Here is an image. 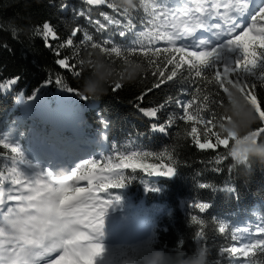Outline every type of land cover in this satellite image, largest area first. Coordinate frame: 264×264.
<instances>
[{
    "label": "snow or ice",
    "instance_id": "1",
    "mask_svg": "<svg viewBox=\"0 0 264 264\" xmlns=\"http://www.w3.org/2000/svg\"><path fill=\"white\" fill-rule=\"evenodd\" d=\"M254 5L255 0H80L76 6L72 0H47V6L63 14L53 23L51 18L33 22L31 0H24L26 15L8 17L0 31L41 39L53 54L43 70L47 84L84 99L90 96L85 87L115 93L137 85L139 95L132 102L145 128L124 144L113 142L104 155L46 145L34 124L20 131L17 121H10L0 131V264H97L105 252L104 212L118 198L109 189H119L133 175L171 177L181 167H194L195 162L176 158L175 145L148 150L137 142L143 137L171 134L178 142L183 135L194 148L217 150L199 161L203 167L193 172V180L198 189L234 187L230 162H247L251 146L264 141V0ZM9 80L11 85L0 92V112L11 88H19L21 76L4 77L0 84ZM233 90L255 117L243 135L225 111L231 107L237 120L246 118L239 114ZM155 93H163V99H147ZM25 139L28 146L22 143ZM208 171L227 173L222 187L200 182ZM211 207L204 197L189 201L190 210L200 214ZM189 217L196 226L194 250L210 252L214 245L209 244L207 221L191 211ZM209 219L226 234L225 220ZM251 227L231 228V242L219 247L217 255L228 264H252L245 258L264 255V223L256 225L257 236L251 235ZM175 251L183 252L182 247ZM210 264H221V259Z\"/></svg>",
    "mask_w": 264,
    "mask_h": 264
},
{
    "label": "trees",
    "instance_id": "2",
    "mask_svg": "<svg viewBox=\"0 0 264 264\" xmlns=\"http://www.w3.org/2000/svg\"><path fill=\"white\" fill-rule=\"evenodd\" d=\"M80 0H72L76 6ZM32 3V20L33 22L41 21L45 18H51L53 23H57L58 19L63 15L50 6H47V0H31ZM24 0H0V27H7V18L18 14L26 15L22 5ZM70 15V13L68 14ZM23 24L24 21H17ZM10 29L0 31V81L4 77L20 74L21 81L19 88L13 86L10 90V99L3 105V111L0 112V127L7 120L16 119L30 107L44 109L43 112H37L35 115L36 128L38 127L41 118H52L53 107H56V93L58 89L63 87H52L47 84L45 79L44 69L46 65H50L53 60V54L44 47L39 37L29 39L25 33L19 34L17 37L10 35ZM119 39V38H118ZM6 45V47L4 46ZM59 67V66H57ZM11 81L7 84H0V92H3ZM179 87V85H177ZM139 86L127 85L124 89L118 92L106 90L102 94L90 95L88 99L81 98L80 108L85 112L87 129L85 134L95 135L102 133H111L112 137L117 139V143L124 144L133 134L131 138L135 139L134 133L138 130L142 131L145 128V121L136 107L134 106L133 98L139 95ZM175 90H173L174 92ZM8 95V93H4ZM163 93H155L150 95L148 100H162ZM34 103L35 105H31ZM18 105V107L14 105ZM142 106H150L148 103H143ZM172 110V107L168 109ZM41 117V118H40ZM31 118L22 119L20 121L23 127L31 125ZM111 121V124L108 122ZM198 133L200 125H197ZM182 132L184 126H181ZM190 131V126L187 128ZM177 130L172 129L175 133ZM187 139V143L185 140ZM138 143L146 145L148 150H160L164 146L175 145L177 151V159L187 158L194 163L192 169L179 168L177 170L176 180L171 182L160 181L157 187L152 186L153 182L147 177L146 173H141L143 176L133 175L124 184L130 182L131 186L137 183L142 189L143 184H146L151 189H159L162 191L160 195L152 198L146 196L148 203L152 201L154 204H159L165 207L166 211L155 214L153 221L154 235L140 248H126L124 250L126 257L151 258L154 249H162L163 256L161 264H175L182 257L191 256L194 250V242L191 239L196 226L191 225L189 212L191 214L203 215L207 221L205 229L210 237L209 244L214 245L210 251V261L221 259V264H228L226 258H221L217 255L219 247L228 246L231 242V234L226 229V234L218 232V223L211 221V216H218L220 219H228V213L234 217L245 214L247 220L252 222L254 209L262 208L260 212L264 216V163H261L259 158H252L247 162H230L235 168L230 174V182L233 188H218L215 190L198 189L194 180L193 172L198 171L203 167L199 163L206 155H210L217 150H199L191 145L190 138H185L183 135L179 138L171 134L165 136L143 137ZM223 146H221V149ZM149 163H157V161L149 160ZM126 173L131 170H125ZM138 172L140 170H137ZM145 176V177H144ZM227 173L219 175L208 171L200 180L201 183L208 182L221 184L225 181ZM223 186L222 184L220 185ZM204 197L210 199L212 207L205 213L200 214L198 210H190L189 201ZM243 213V214H241ZM232 218V217H231ZM252 224V223H251ZM252 226V225H251ZM183 241V244H181ZM177 247H182L183 252H176ZM172 249L173 251H168ZM252 264H264V255L256 252L250 258Z\"/></svg>",
    "mask_w": 264,
    "mask_h": 264
},
{
    "label": "clouds",
    "instance_id": "3",
    "mask_svg": "<svg viewBox=\"0 0 264 264\" xmlns=\"http://www.w3.org/2000/svg\"><path fill=\"white\" fill-rule=\"evenodd\" d=\"M122 4H130L131 0H118ZM97 59H99V54H97ZM84 91L90 95H98L105 92L104 89H89L84 88ZM232 95L238 99V109L241 116L246 117L243 120H237V111L233 110L231 107H226L225 111L233 116L236 127L235 130L243 135L246 131L250 130L251 124L255 122L254 114L252 113V108L243 99H239V94L233 90ZM233 124L229 123L228 127H232ZM259 158L261 163H264V141H261L259 145L253 144L248 153V159ZM162 249H154L151 258L140 257V259L134 257H126L120 261V264H161V258L163 256ZM210 252L207 249L200 248L196 250L189 257H182L175 262V264H210Z\"/></svg>",
    "mask_w": 264,
    "mask_h": 264
},
{
    "label": "rangeland",
    "instance_id": "4",
    "mask_svg": "<svg viewBox=\"0 0 264 264\" xmlns=\"http://www.w3.org/2000/svg\"><path fill=\"white\" fill-rule=\"evenodd\" d=\"M56 99H57V103L59 105H61L62 108L66 107V109H74L75 110L80 104V98L78 95H75L74 93L66 92L63 89H59L57 91ZM87 143H89V142H87ZM116 197H118V196L116 195ZM120 204H123V201L116 198V199H113V202L111 204H109L107 207L108 208L118 207V208H120V211L123 212L124 211L123 207L118 206ZM117 216H119L120 219L122 218V220L126 219V221H128V223L123 221L124 228H125V226L129 227L130 225H132L134 223L136 230L138 231L137 233H145V236H147L150 233V224H149L150 220H149V217L147 216L146 213H140V214L123 213L122 215L117 214ZM109 218H111V217H109ZM256 225H258V224H255V226L251 227V229H250V233L253 236L259 235L258 233L255 232ZM246 226H248V225L241 226L240 228H243ZM127 231H129V230H127ZM104 255L105 254H103V256L100 259L103 258L104 261H107L108 258H105ZM120 256H122V255H120ZM100 259H98V260H100ZM104 264H106V262H104Z\"/></svg>",
    "mask_w": 264,
    "mask_h": 264
},
{
    "label": "bare ground",
    "instance_id": "5",
    "mask_svg": "<svg viewBox=\"0 0 264 264\" xmlns=\"http://www.w3.org/2000/svg\"><path fill=\"white\" fill-rule=\"evenodd\" d=\"M112 220V219H111Z\"/></svg>",
    "mask_w": 264,
    "mask_h": 264
}]
</instances>
